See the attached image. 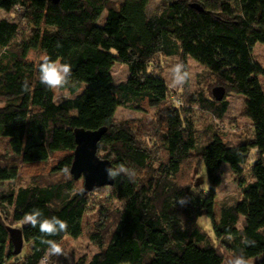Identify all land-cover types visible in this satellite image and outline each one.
Wrapping results in <instances>:
<instances>
[{"label":"trees","instance_id":"16d2710c","mask_svg":"<svg viewBox=\"0 0 264 264\" xmlns=\"http://www.w3.org/2000/svg\"><path fill=\"white\" fill-rule=\"evenodd\" d=\"M112 1L0 0V10L17 11L20 17V23L0 20V138L9 140L14 156L0 160V186L20 178L18 161L45 164L57 156L52 172L63 175L0 193V207L13 209L15 223L38 208L42 218L56 216L68 225L66 232L46 236L38 226L24 224L19 229L31 251L16 256L10 226L0 214V264H40L48 247L42 240L81 237L90 193L79 188L70 173L77 147L74 134L77 129L102 128L106 132L98 156L113 167L125 164L135 176L114 179L110 198L120 205L110 223L109 210L101 206V222L91 236L99 251L79 264H224L220 248L242 253L250 264H264V67L254 56L257 44L264 46V0H161L152 15L150 0ZM21 22L30 27V37L24 36ZM31 51L71 65L70 83L61 89L72 97L57 102L55 91L39 82L43 60L31 62ZM158 56L193 59L229 93L244 96L252 136L230 145L214 134L199 147L184 105H173L157 132L167 154L157 166L152 149L141 142L132 124L118 121L115 114L119 107L143 111L145 105L158 108L166 103V80L150 69ZM118 63L128 67L129 78L116 84L112 69ZM25 79L29 92L22 89ZM196 101L219 118L229 106L226 99L217 102L203 95ZM193 157L206 169L208 189L178 181L183 164ZM223 164L237 177L242 199L223 206L217 219ZM181 197L188 202L180 204ZM203 216L210 219L221 247L199 224Z\"/></svg>","mask_w":264,"mask_h":264},{"label":"rangeland","instance_id":"374dc122","mask_svg":"<svg viewBox=\"0 0 264 264\" xmlns=\"http://www.w3.org/2000/svg\"><path fill=\"white\" fill-rule=\"evenodd\" d=\"M121 1L114 0L113 4L119 5ZM162 6L161 0H150L148 7V14L152 15ZM104 13L100 19V23H103ZM6 19L12 22H19V12L13 11L11 13L0 10V20ZM22 27L24 30V36L30 37V27L23 22ZM22 36V35H21ZM255 59L264 67V46L257 44L254 49ZM44 54L41 51H31L28 55V59L38 65L43 59ZM183 62L188 70L190 79L188 83L181 88H172L168 86L169 98L166 103L159 106L158 108H150L148 105L144 106L143 111H137L129 107H119L115 114V118L118 121H129L132 126L136 129L137 134L141 142L152 149L155 157V164L158 166L159 162L167 160V154L164 151L161 143L156 136L157 132L161 131L165 122L166 109L175 105H184V114L189 118L195 128V134L198 139V146L202 147L205 145L214 134H219L223 139L230 145H236L239 141L252 136L253 126L251 121L244 114L245 100L246 98L242 95L229 93L227 89L219 84L216 78L207 71V69L196 62L193 59H187L183 61L179 57H164L158 56L151 65V70L160 74L168 85L170 81L169 70L172 65ZM112 76L114 82L120 83L125 82L129 78L128 67L123 64H116L112 69ZM260 82L264 88V76L260 77ZM218 87H223L226 91L224 100H228V110L222 118H219L213 112L203 109L199 106L196 100L199 99L200 95H203L206 99L214 100L213 90ZM56 101L60 102L64 98L72 97L69 91L57 89ZM182 100H181V99ZM3 102H0V106ZM5 158H14L12 155L9 140L6 138H0V160ZM57 156L52 158L48 163H39L34 165H24L20 161L19 165L21 168V175L17 181L4 183L0 186V193L8 192L12 188H19L21 186L28 185L35 182L36 180L44 183L55 181L63 177L61 174H54L52 172V166L54 165ZM254 161V156L248 161L245 166V178L249 177L250 166ZM65 176L66 177H69ZM178 181L181 184H190L195 187L208 189L209 179L205 167L200 164L198 158H192L185 162L182 166V170L178 176ZM220 185L217 188V197L215 205V214L217 219L220 216V210L223 206L232 205L238 200L242 199V188L239 186L237 177L232 173L228 164H223L220 169ZM77 186L83 188L84 180L79 179ZM120 205L119 202L111 201L110 198V187H103L93 192H90V204L87 213L83 220V234L78 239H72L67 237L63 242L67 256L52 257L48 264H79L82 260L89 261L93 255H95L99 248L94 244L91 239L93 233L98 230L100 221V209L107 208L109 211L108 221H113L115 216V208ZM13 209L4 206L0 207V214L7 221V224L13 228H21L25 223H15L12 220ZM199 224L203 227L211 236L214 243L221 247V244L216 240L212 231V225L210 219L203 216L199 220ZM224 260L225 257L234 256L231 252L220 248ZM31 251V244L25 243L23 247L22 255H28Z\"/></svg>","mask_w":264,"mask_h":264},{"label":"clouds","instance_id":"9594fccd","mask_svg":"<svg viewBox=\"0 0 264 264\" xmlns=\"http://www.w3.org/2000/svg\"><path fill=\"white\" fill-rule=\"evenodd\" d=\"M39 82L49 89L55 91L60 88H64L70 83V78L72 76L71 65L60 60H53L51 57H46L40 63L38 68ZM170 81L168 86L172 88L184 87L189 79V70L187 66L183 63H176L171 66L170 70ZM22 89L25 92L31 91L30 84L27 79L24 80ZM109 179H115L118 176H128L132 178L135 176V172L128 168L125 164L121 163L115 167H109L107 170ZM68 172V169H65ZM187 198L181 197L179 199L180 204H186ZM43 213L40 209L34 208L25 214L23 222L25 224H30L32 227H39V231L46 236H57L62 232H66L68 225L63 219L52 216L50 218H42ZM42 243L48 245L45 250L44 256L41 258L40 264H48L52 257H59L61 255L67 256L62 242L56 240L44 239ZM245 243H251L245 241ZM224 264H250L248 258H246L242 253L239 255L225 257Z\"/></svg>","mask_w":264,"mask_h":264},{"label":"water","instance_id":"95a60500","mask_svg":"<svg viewBox=\"0 0 264 264\" xmlns=\"http://www.w3.org/2000/svg\"><path fill=\"white\" fill-rule=\"evenodd\" d=\"M54 4H58L60 0H51ZM193 8L202 10L198 4H192ZM226 91L223 87L213 90L214 100L221 102L224 100ZM106 128L96 131L77 129L75 130L76 150L74 152V162L70 173L74 179L84 180L83 189L86 193L93 192L103 187H111L114 179H109L107 169L113 167L109 160L101 159L98 154V144L101 141ZM11 244L14 248V255L21 254L24 247V237L22 230L19 228H8Z\"/></svg>","mask_w":264,"mask_h":264}]
</instances>
